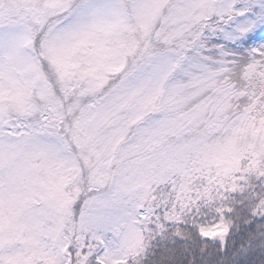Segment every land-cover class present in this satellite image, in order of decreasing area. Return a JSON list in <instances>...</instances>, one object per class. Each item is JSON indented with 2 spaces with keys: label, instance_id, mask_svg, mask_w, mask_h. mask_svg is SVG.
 Masks as SVG:
<instances>
[{
  "label": "snow or ice",
  "instance_id": "6c2138e0",
  "mask_svg": "<svg viewBox=\"0 0 264 264\" xmlns=\"http://www.w3.org/2000/svg\"><path fill=\"white\" fill-rule=\"evenodd\" d=\"M0 264H264V0H0Z\"/></svg>",
  "mask_w": 264,
  "mask_h": 264
}]
</instances>
